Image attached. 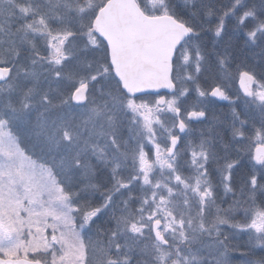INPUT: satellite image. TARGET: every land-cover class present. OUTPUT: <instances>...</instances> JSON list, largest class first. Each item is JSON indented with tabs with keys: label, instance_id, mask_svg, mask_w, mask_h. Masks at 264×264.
Segmentation results:
<instances>
[{
	"label": "snow or ice",
	"instance_id": "obj_1",
	"mask_svg": "<svg viewBox=\"0 0 264 264\" xmlns=\"http://www.w3.org/2000/svg\"><path fill=\"white\" fill-rule=\"evenodd\" d=\"M0 264H264V0H0Z\"/></svg>",
	"mask_w": 264,
	"mask_h": 264
}]
</instances>
